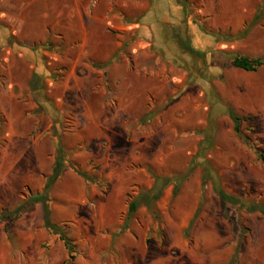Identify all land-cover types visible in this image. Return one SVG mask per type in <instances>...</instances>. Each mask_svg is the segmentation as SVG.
Segmentation results:
<instances>
[{"label": "rangeland", "instance_id": "1", "mask_svg": "<svg viewBox=\"0 0 264 264\" xmlns=\"http://www.w3.org/2000/svg\"><path fill=\"white\" fill-rule=\"evenodd\" d=\"M235 55H264V0H0V215L42 190L60 141L72 264H264V215L214 191L264 203V62ZM155 175L172 180L124 222ZM68 258L40 204L0 220V264Z\"/></svg>", "mask_w": 264, "mask_h": 264}, {"label": "trees", "instance_id": "2", "mask_svg": "<svg viewBox=\"0 0 264 264\" xmlns=\"http://www.w3.org/2000/svg\"><path fill=\"white\" fill-rule=\"evenodd\" d=\"M172 36L178 41H180V39H181V37L179 35H176L175 32H173ZM181 45L185 50H187L189 52L195 51L188 42L186 44L182 43ZM200 54H202V53H200ZM263 62H264V55L262 57H254V58H251V57H248L245 55H235L232 59V64L235 67L240 68V69H244L246 71H255L261 64H263ZM40 81H41V75L34 72L32 75V78L30 80V85L32 87H34V85ZM227 112H228L230 119L233 122L234 132L238 133L240 131L241 117L238 114H236L231 108H229L227 110ZM203 146H204V143H202V145L200 146V150L197 153V155L200 157H203V151L201 149ZM251 148L254 151V153L257 155V158L259 160L264 161L263 154L259 150H257L256 148H254L252 146H251ZM56 152H57L56 157L53 161L51 171L48 175L45 176V180L43 183L42 190L40 192L33 193L27 202L18 205L12 212L2 213L0 215V220L7 218V217H10V216L16 217L21 212V210L24 208V206L26 204H29V205L40 204L41 208H42L43 225L50 234L56 235L58 237V239L63 243L65 249L69 253V258L66 261V263H68V262L72 261V259L74 258L75 248L72 245V243L69 241V239L66 237L64 232L53 221L52 215H51L52 214L51 189L53 187V184L58 180V178L62 174L64 168L66 167L65 159H66L67 149L63 146V144L60 141L57 144ZM74 170L78 174L83 176L85 179L86 178L90 179V177L88 175H86V173L84 171H81L77 167H74ZM191 170H192V168H189L186 171V173L181 175L180 182H182L183 179L187 178V176L189 175ZM171 180H172V176L171 177L170 176L169 177H163L160 175H155L154 186L150 190L142 191L141 193H139V195L136 198H133L129 202V204L127 206V211H126V219L124 222H126V221L128 222V220H130V217L135 212V210L137 209L139 202H141L142 204L151 208L153 203L160 198L163 188L166 187L171 182ZM204 180H205V178L202 177V181H204ZM179 184L180 183H178V185L176 184L174 186L173 191H172V196H175L177 194ZM214 191H215V194L219 197L221 204L225 208L230 206V205H233V206H235L239 209H242L246 212H249V213L259 212L262 215H264V203L263 202H260V201H258V202H255V201L246 202V201L242 200L240 197L228 194L223 189L217 188V187L214 188ZM196 215H197V212L194 214V216L189 221L187 229H189V227L192 225ZM5 230H7V228H5ZM244 231H245V228H241V230L239 232V236H238L239 240L241 239ZM236 256H237V249H236V251H234L231 259L229 260V263H233L234 260L236 259ZM70 264H72V263L70 262Z\"/></svg>", "mask_w": 264, "mask_h": 264}, {"label": "crops", "instance_id": "3", "mask_svg": "<svg viewBox=\"0 0 264 264\" xmlns=\"http://www.w3.org/2000/svg\"><path fill=\"white\" fill-rule=\"evenodd\" d=\"M69 171H67V169L65 168L64 170H63V172H62V174L60 175V177L58 178V180L55 182L56 183V186H57V183L59 184V182L64 178V177H66L67 175L66 174H70V175H72L71 173H68ZM54 183V184H55ZM55 186V185H54ZM53 186V187H54ZM53 189H54V195H55V187L54 188H52V190H51V194L53 195ZM60 198H63V200H65V201H67V199H66V197H68L69 199H71V196H68V195H58ZM51 198H52V196H51ZM105 203V202H104ZM54 213V211H53V209H52V214ZM109 216V215H108ZM111 220V222H112V220H113V217H111L110 218Z\"/></svg>", "mask_w": 264, "mask_h": 264}]
</instances>
